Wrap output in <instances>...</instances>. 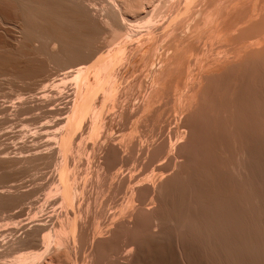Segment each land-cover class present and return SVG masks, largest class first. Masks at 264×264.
Wrapping results in <instances>:
<instances>
[{
	"label": "bare ground",
	"instance_id": "obj_1",
	"mask_svg": "<svg viewBox=\"0 0 264 264\" xmlns=\"http://www.w3.org/2000/svg\"><path fill=\"white\" fill-rule=\"evenodd\" d=\"M0 89V264H264V0H0Z\"/></svg>",
	"mask_w": 264,
	"mask_h": 264
},
{
	"label": "rangeland",
	"instance_id": "obj_2",
	"mask_svg": "<svg viewBox=\"0 0 264 264\" xmlns=\"http://www.w3.org/2000/svg\"><path fill=\"white\" fill-rule=\"evenodd\" d=\"M2 87H4V88H2ZM1 88L3 89V92H5L6 94H9L10 92H9V90H10V86H8L7 84H4V85H2L1 86ZM1 90V89H0ZM1 92H2V90H1ZM8 92V93H7ZM25 115H23V116H21V117H24ZM149 125V123H145L144 124V126L142 125V127H144L145 128V126L147 127L148 125ZM130 125V124H129ZM128 125V126H129ZM127 126V125H126ZM127 126V127H128ZM142 127H141V129H142ZM143 128V130H146V128L144 129ZM148 128V127H147ZM127 129V128H126ZM77 141L79 142V139H77ZM84 143L85 144H81V146L82 147H84L86 150H85V153H89V151H91L90 150V148H91V146H92V144H89V142H86V141H84ZM91 145V146H90ZM84 156V155H83ZM85 156H86V154H85ZM85 157L82 159L81 158V162L83 163L85 160ZM83 160V161H82ZM125 166H123V168H124ZM49 169H52V168H48V169H40L39 171L40 172H37V170H31V171H29L28 173L26 172V173H24V175L22 174L21 176H20V174H21V171H19V168H15V169H12L9 173H10V177L9 178H7V180H5L4 182H2L0 185H12V184H20L21 183V185H29L28 186V188L30 187V181L32 180V176H33V174H36L37 175V178H40V177H42L41 175H43V174H45L46 172H49L48 170ZM103 169H104V171L103 172H106V167H103ZM36 172V173H35ZM4 172H2V171H0V175L1 174H3ZM41 173H43V174H41ZM39 174H40V177H38L39 176ZM92 174V173H91ZM32 175V176H31ZM104 176H105V173H104ZM90 177H92L93 178V180H94V183L96 182L95 181V179H94V177H93V174H92V176L90 175ZM106 177H108V175L106 176ZM92 178H90V181H89V184L91 183V189L90 190H92L93 192V194L95 195H98V193L101 195V192H96V190H97V187H99V189L100 188H102L103 186H101L102 185V183H106L105 181L107 180V179H105L104 180V177L102 178L101 177V185H100V182H99V185H98V183H95V184H97V186L93 183V182H91L92 181ZM109 179V178H108ZM104 181V182H103ZM107 181H109V180H107ZM38 182L40 183V180H38L37 179V182H35V184H38ZM112 182V181H111ZM41 183H42V181H41ZM94 184V186H93V184ZM109 183H110V181H109ZM109 183L107 184L108 185V187H106L107 185H105V184H103V185H105V189L104 188H102V192H104L100 197H99V195L97 196V197H95L97 200H96V202H98V201H100V200H102V206H104L105 204V202L108 204H106L105 206H104V210L107 208V207H109V205L111 204H113L112 202H110V201H114V199L113 200H111L110 199V195H112L113 193H114V187H115V184H114V182H113V186L112 187H110L109 186ZM111 184V183H110ZM34 186H40V185H34ZM94 189H93V188ZM46 188V187H45ZM45 188L43 187V188H41V187H39L38 189H35L34 190V192H33V195L30 197V198H28L27 200H25L24 202V204H22L21 206H18L16 209H14V210H10V211H5V212H0V223H1V225L2 224H4V223H7L8 222V220H9V222L11 221L10 220V218L8 219V217H10L9 215H12V214H10V213H13L15 210V212L16 213H13V214H17V213H19V211L21 212L22 210V213H28L27 211H28V208H29V206H37V205H39V204H43L44 203V205L45 206H47V210H51L53 207L54 208H58V207H55L57 204H54L53 205V207H50L51 205L50 204H52L53 202H54V200L51 198H49V200L47 201V199H48V197H47V199H46V196H45ZM109 188H113L112 190H113V192H111L110 194H109ZM96 189V190H95ZM99 189L97 190V191H99ZM94 190H95V192H94ZM101 190V189H100ZM104 190V191H103ZM111 190V191H112ZM37 191V192H36ZM94 195H92V197L94 196ZM118 195V194H117ZM121 195V193H119V196ZM118 196V197H119ZM100 199H99V198ZM109 197V198H108ZM112 197V196H111ZM116 197V196H115ZM117 198V197H116ZM109 200V202H107L108 200ZM47 201V202H46ZM90 201H91V203H92V201L93 200H91L90 199ZM48 202H50V203H48ZM96 202L95 203H93V204H96ZM90 203V204H91ZM93 204H91V205H93ZM98 204V203H97ZM96 204V207H95V205L94 206H89V210H88V212H87V222H86V224H87V226H89V223H88V221H90L91 223H92V220L94 219V217H95V214H96V217H97V215H98V213L100 212L101 213V211H102V209L101 208H99V211H98V205ZM100 202H99V207H100ZM58 206V205H57ZM101 206V207H102ZM107 206V207H106ZM93 207H95L96 208V213H94V211H95V209H93ZM21 208H22V210H21ZM50 208V209H49ZM92 209V210H91ZM101 209V210H100ZM18 210V211H17ZM91 211H92V214H91ZM45 212H47L46 210H45ZM104 212V211H103ZM89 214V215H88ZM18 215V218H17V220H19V218L21 217V216H27V215H22L21 214V216H19L20 215V213L19 214H17ZM94 215V217H92ZM101 214H99L98 216H100ZM93 218V219H92ZM21 219H24V217H22ZM92 219V220H91ZM7 221V222H6ZM90 223V224H91ZM86 227V226H85ZM89 229H87V227H86V229L87 230H90V227H88ZM92 228V227H91ZM189 244V245H188ZM192 244H194V243H192L191 242V244L189 243V241H187V243H186V249H187V252L189 253L188 255H187V252H186V255H187V258H186V260H187V262H189L188 264H190V262H191V264L193 263V264H195V262H196V264H198V262H199V264H202L203 262V264H205L206 262L208 263V264H212L213 262L215 263V264H217V262H218V264H220L219 262L222 260V259H224V258H222L221 256L222 255H220V253H218L217 252V254L219 255V257H218V255L217 254H213L212 255V253L213 252H210L209 250H204V248L202 249L201 248V246H199V245H193V246H195L194 248H191L192 246H190V245H192ZM166 247H165V249H167L168 250V245H165ZM198 246V247H197ZM192 249V250H189L190 248ZM197 248V249H196ZM196 250V251H194V250ZM166 250V252H168V253H166V252H160L159 250H158V252L155 250V251H153V256H152V258H151V260H147L146 261V263L148 262V264L150 263V264H156L159 260V262L157 263V264H180V262H182V259H181V257H178L179 256V254L177 253V252H175L174 253V251L175 250H172V249H170L169 248V250L167 251ZM171 250V251H170ZM197 250L200 252H197ZM152 251L150 252V254L152 253ZM165 251V250H164ZM202 251V252H201ZM205 251H209V252H207V253H209V255L207 254V253H205ZM170 252V253H169ZM172 252V253H171ZM197 252V253H196ZM204 252V253H203ZM192 253V254H191ZM211 253V254H210ZM215 253V252H214ZM158 254V255H157ZM162 254V255H161ZM195 254V255H194ZM200 256H199V255ZM203 254H205V255H203ZM168 255H171V256H168ZM173 255H174V257H173ZM190 255H192V256H190ZM145 256H146V253L144 252V254L142 255H140L139 256V258H140V260H141V258L143 259H146L145 258ZM160 256V257H159ZM163 256V257H162ZM189 256V257H188ZM196 256H198L197 258H198V260L196 261ZM212 256V257H211ZM157 257H159V258H157ZM176 257V258H175ZM201 257V258H200ZM209 257H211V258H209ZM163 258H164V262H162L161 260H163ZM202 258H205L206 260H204V259H202ZM209 258V260H207ZM213 258V262L211 261V259ZM218 260H217V259ZM169 259H170V261H169ZM176 259V260H175ZM179 259H181V260H179ZM188 259H189V261H188ZM192 259V260H191ZM216 261H215V260ZM155 260V261H154ZM220 260V261H219ZM225 260V259H224ZM66 261V260H65ZM150 261V262H149ZM165 261H167V262H165ZM175 261V262H174ZM180 261V262H179ZM226 261V260H225ZM225 261H221V263L222 262H224L225 264H228V262H225ZM178 262V263H177ZM187 262H182L181 264H187ZM1 263V262H0ZM206 263V264H207ZM213 263V264H214ZM224 263H222V264H224ZM231 264H233V263H231Z\"/></svg>",
	"mask_w": 264,
	"mask_h": 264
}]
</instances>
